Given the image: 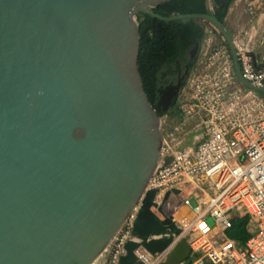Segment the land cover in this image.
<instances>
[{"label":"water","instance_id":"1","mask_svg":"<svg viewBox=\"0 0 264 264\" xmlns=\"http://www.w3.org/2000/svg\"><path fill=\"white\" fill-rule=\"evenodd\" d=\"M168 1L0 0V264H94L142 200L160 162L159 111L171 109L200 49L197 42L153 106L138 68V18H157L153 10ZM217 1L225 13L232 0ZM162 19L214 26L239 82L264 94L243 79L235 42L214 18ZM155 195L143 199L135 235L160 227ZM247 236L243 226L230 234ZM170 242H130L120 264H136L140 247L154 255ZM189 255L182 240L162 264Z\"/></svg>","mask_w":264,"mask_h":264},{"label":"built area","instance_id":"2","mask_svg":"<svg viewBox=\"0 0 264 264\" xmlns=\"http://www.w3.org/2000/svg\"><path fill=\"white\" fill-rule=\"evenodd\" d=\"M237 53L243 79L264 88V65L249 53ZM187 89L175 107L176 121L163 135L158 168L101 255L108 254L104 264H120L127 255L150 191L156 192L154 202L162 210L174 206L178 231L162 252L136 249L139 263L162 264L186 240L190 255L184 264H264V94L239 82L226 46L206 56ZM243 218L248 236L231 238L242 227L236 228L235 221Z\"/></svg>","mask_w":264,"mask_h":264},{"label":"trees","instance_id":"3","mask_svg":"<svg viewBox=\"0 0 264 264\" xmlns=\"http://www.w3.org/2000/svg\"><path fill=\"white\" fill-rule=\"evenodd\" d=\"M222 9L221 7L212 14L206 6V0H170L153 10L157 18L149 15L138 18L141 37L138 68L144 90L153 106L159 99L160 90L172 79L177 78L178 61L185 71L190 58L189 52L197 42L201 43L206 26H210L229 49L219 31L206 21L194 19L164 21L162 18L194 14L208 15L226 29L224 22L226 13ZM231 60L233 61L232 55ZM194 63L195 60L191 62L190 68L194 66ZM163 114L164 112L160 110L159 116ZM242 220L241 226H245L247 218L237 219L235 224Z\"/></svg>","mask_w":264,"mask_h":264},{"label":"rangeland","instance_id":"4","mask_svg":"<svg viewBox=\"0 0 264 264\" xmlns=\"http://www.w3.org/2000/svg\"><path fill=\"white\" fill-rule=\"evenodd\" d=\"M207 8L212 13L217 11H215L212 6ZM225 13L226 17L224 22L226 30L234 40L236 48L243 53L251 54L258 64L264 65V0H232ZM222 47H225V44L219 36L213 32L210 26H206L204 29V37L200 43V49L195 58L194 66L190 69V73L184 81L179 95L175 98L171 109L164 112L160 117V129L163 135L166 129L176 121L178 112L175 110V107L178 106V102L181 101L183 94L188 90L187 85L190 75L198 70L208 54L214 53ZM183 195H186V193L184 192ZM192 205H196L194 199H192ZM173 207V205L166 207L162 212L163 214L154 208H152V211L157 214L159 220L164 217L172 218L174 220ZM177 231L178 228L176 224L172 227V231L168 229V233H173V237L176 236ZM107 256L108 254L103 255V257L101 256L94 264H104L107 260ZM180 264H184V262Z\"/></svg>","mask_w":264,"mask_h":264},{"label":"bare ground","instance_id":"5","mask_svg":"<svg viewBox=\"0 0 264 264\" xmlns=\"http://www.w3.org/2000/svg\"><path fill=\"white\" fill-rule=\"evenodd\" d=\"M209 1V0H208ZM209 4H211V1H209ZM151 212L154 214L155 216V221L160 224V227L156 229V231L152 232V233H148V234H137L136 238L133 242H140V243H151V244H156L158 242H164V241H171L174 237H173V233H168V229H170V231H172V227L174 226L172 224V226H162L161 225V220L158 219L157 214H155L152 209ZM177 245V244H176ZM175 245V246H176ZM175 246L172 248V250L175 248ZM172 258V256H171ZM167 260V258H166ZM165 260V261H166ZM164 263V262H163ZM136 264H139V262H137Z\"/></svg>","mask_w":264,"mask_h":264},{"label":"flooded vegetation","instance_id":"6","mask_svg":"<svg viewBox=\"0 0 264 264\" xmlns=\"http://www.w3.org/2000/svg\"><path fill=\"white\" fill-rule=\"evenodd\" d=\"M209 1H211V4H209ZM206 0V6L207 7H209V6H212V8L216 11H218L219 10V8H223V5H221L217 0ZM209 10V9H208ZM210 11V10H209ZM222 11H223V9H222ZM211 12V11H210ZM212 13V12H211ZM216 13V12H215ZM212 14H214V13H212ZM141 16H143V15H141ZM141 16H139V18L141 17ZM228 32V31H227ZM177 66H178V68H179V73L180 72H184L183 71V65H181V63L178 61L177 62ZM178 76H179V74H178ZM178 76H177V78H175V79H172L170 82H169V84H167V85H170V84H176L177 83V80H178ZM166 85V86H167Z\"/></svg>","mask_w":264,"mask_h":264},{"label":"crops","instance_id":"7","mask_svg":"<svg viewBox=\"0 0 264 264\" xmlns=\"http://www.w3.org/2000/svg\"><path fill=\"white\" fill-rule=\"evenodd\" d=\"M229 12H230V9H229Z\"/></svg>","mask_w":264,"mask_h":264}]
</instances>
